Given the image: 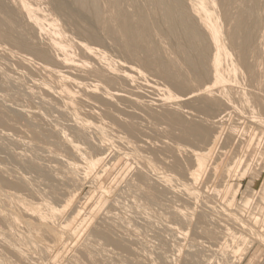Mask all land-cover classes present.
I'll list each match as a JSON object with an SVG mask.
<instances>
[{"label": "rangeland", "instance_id": "374dc122", "mask_svg": "<svg viewBox=\"0 0 264 264\" xmlns=\"http://www.w3.org/2000/svg\"><path fill=\"white\" fill-rule=\"evenodd\" d=\"M28 1L81 41L55 15L49 0ZM31 37L43 45V35ZM104 37V44L82 41L110 62L144 73L133 87H116L128 100H104L103 88L111 89L79 72L72 73L71 82H61L41 70L39 64H44L35 56L0 41V117L5 120L0 123V212L5 215L0 217V264H264V111L253 103L264 99V86L240 74L234 82L239 84L230 83V105L206 121L194 109L196 99L202 100L196 98L194 82L182 92ZM157 43L174 55L172 38L158 37ZM207 85L219 90L222 84ZM169 109L188 121L205 122L211 142L182 140L166 119L156 118ZM73 114L103 127L116 147L100 150L94 130L87 140L78 138ZM63 136L80 147L89 169L80 167ZM118 137L123 139L119 144ZM199 156L204 157L200 162ZM155 173L168 179V188L156 181ZM147 191L157 194L155 202L147 199ZM8 192L21 203L6 200ZM43 203L58 216L50 218ZM176 211L188 220L177 218ZM101 230L123 246L102 239ZM32 237L35 244L27 240Z\"/></svg>", "mask_w": 264, "mask_h": 264}, {"label": "bare ground", "instance_id": "6f19581e", "mask_svg": "<svg viewBox=\"0 0 264 264\" xmlns=\"http://www.w3.org/2000/svg\"><path fill=\"white\" fill-rule=\"evenodd\" d=\"M49 1L55 15L61 16L64 24L82 39L95 44H104L106 39L104 36H106L114 43L113 45L123 49L129 57L160 75L182 92H187L192 88L191 85L194 82L196 98L202 96L201 101L196 99L194 109L199 115L205 116L206 121L217 113L221 106L230 105L231 85L237 81L240 74L246 75L251 83L260 87L264 86V3L262 0H245L243 4L236 7V3L243 0ZM12 2L0 0V12L3 14L2 24H0V41L23 50L32 57L35 56L44 64H39L41 70L55 75L61 82H71L70 76L73 72L94 77L101 85L111 89L109 91L103 88L101 96L104 100L111 101L112 99L128 100L123 91L117 90L116 87L125 84L126 87L131 88L139 77L144 78L142 77L144 73L139 69L127 65L124 68L122 64L112 63L109 61L110 58L99 49L91 47L82 39L75 41L68 35L65 28L60 26L58 19H48L46 17L48 15L44 16L37 8L38 5L35 6L28 0H12ZM32 34L45 37L43 39L45 43L41 40L43 45H40L44 48L38 45L37 40H31ZM164 36L172 38L174 55L168 54L157 43V38ZM229 49L233 50L237 61L233 59ZM261 53L262 56L259 57ZM78 57L82 59H77ZM178 59H181L182 63ZM25 61L31 62L28 59ZM51 64L60 68L61 71L50 68ZM240 68H243L244 72L240 73ZM208 82H211V85L212 83L222 85L219 90H214L213 86L207 85ZM47 87L45 90L53 93ZM93 87L99 88L95 85ZM215 91L217 95L214 94ZM54 93L59 92L54 90ZM212 95L217 98H213ZM169 97L172 98V95L169 94ZM161 102V105L165 106V101L161 100ZM136 103L141 104L138 101ZM247 103L250 102L247 101ZM253 103L264 111V99ZM176 105L180 104L176 103ZM20 112L24 111L20 110ZM18 115L22 116L21 113ZM1 117L0 123H3L5 120ZM72 117L73 128L78 138L87 140V133L94 130L100 137L98 145L100 150L105 151L107 147H113L116 143L109 141L108 135L100 125L86 122L76 114ZM156 118L166 119L173 131L180 132L179 137L182 140L204 145L211 142L213 135L205 122L188 121L176 109L166 110ZM62 138L72 148L74 155L78 156L80 167L89 169L91 163L81 157L80 147L69 142L66 137ZM122 141V138H117L118 144ZM202 158L204 157H197L199 162ZM148 165L149 169L156 171L151 164ZM68 167L71 170L77 169L73 164H68ZM155 175L156 181L165 188L169 187L167 178L159 173ZM139 176L143 182L148 181L145 174L140 173ZM2 179L0 178L1 181ZM5 183L6 181L3 184ZM185 191L194 196L191 190ZM8 193L3 195L6 200L13 204L21 203L13 201L12 193ZM145 196L152 202L157 199L155 192L147 191ZM40 207L50 218L58 216L50 204L43 203ZM175 216L182 220H188L189 217L180 211H176ZM0 217L3 218L5 215L0 212ZM97 232L109 243L118 247L123 246L121 242L113 238L114 235L113 237L110 235L111 233L102 230ZM206 234L213 236L211 232H206ZM27 240L36 243L34 237Z\"/></svg>", "mask_w": 264, "mask_h": 264}]
</instances>
